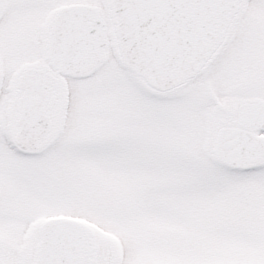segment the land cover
Instances as JSON below:
<instances>
[{"label":"snow or ice","instance_id":"obj_1","mask_svg":"<svg viewBox=\"0 0 264 264\" xmlns=\"http://www.w3.org/2000/svg\"><path fill=\"white\" fill-rule=\"evenodd\" d=\"M0 264H264V0H0Z\"/></svg>","mask_w":264,"mask_h":264}]
</instances>
